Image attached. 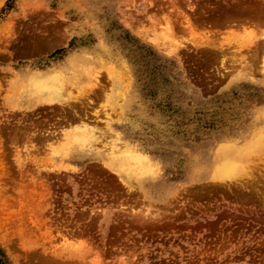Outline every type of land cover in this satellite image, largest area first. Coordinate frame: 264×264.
<instances>
[{
    "label": "rangeland",
    "instance_id": "rangeland-1",
    "mask_svg": "<svg viewBox=\"0 0 264 264\" xmlns=\"http://www.w3.org/2000/svg\"><path fill=\"white\" fill-rule=\"evenodd\" d=\"M0 264H264V0H0Z\"/></svg>",
    "mask_w": 264,
    "mask_h": 264
},
{
    "label": "bare ground",
    "instance_id": "bare-ground-1",
    "mask_svg": "<svg viewBox=\"0 0 264 264\" xmlns=\"http://www.w3.org/2000/svg\"><path fill=\"white\" fill-rule=\"evenodd\" d=\"M245 66V65H244ZM243 69V68H242ZM52 76V75H51ZM48 77V76H47ZM35 78V77H34ZM39 78V77H38ZM41 78H45L44 76L43 77H41ZM31 84V83H30ZM34 85H36V83H33ZM32 87V86H31ZM35 87V86H34ZM51 87V86H50ZM49 87V88H50ZM35 90H36V88H35ZM40 94V93H39ZM41 96V97H40ZM40 98L39 97H37V95L36 96H33V95H30L29 97H26L25 98V101H26V103H28L29 105H36L37 103H43V102H53L52 100H55V99H57V93H56V91L54 92V90H53V92L51 93V92H44L43 94H40ZM55 105V104H54ZM83 121V120H82ZM85 121V120H84ZM89 123V122H88ZM88 125V124H87ZM90 125H91V123H90ZM99 126V125H98ZM81 131V135H78V132H77V134L76 135H73V138L76 140L75 142H77V143H79V142H84V140L85 139H87V136L88 137H92L93 135H92V131H90V130H88V128H86V127H83L82 128V130H80ZM68 133V132H67ZM94 134V133H93ZM65 136L67 135V134H64ZM67 137V136H66ZM68 139V138H67ZM81 139H82V141H81ZM103 140V139H102ZM101 141V140H100ZM231 147V146H230ZM225 148V147H224ZM220 152H218V154H219ZM118 153H117V157H118ZM239 155V154H238ZM114 156V155H113ZM119 156H121V155H119ZM212 156V155H211ZM116 156H114V159H116L115 158ZM120 158V157H119ZM220 158V157H219ZM237 158V157H236ZM231 159V158H230ZM127 160V159H126ZM108 161V160H107ZM113 161V160H112ZM234 161V160H233ZM222 162V161H221ZM229 162H232L231 160L229 161V160H227L226 161V163H229ZM114 163V162H113ZM220 163V162H219ZM235 163V162H234ZM106 164L108 165V166H110V167H112V168H116L115 170L117 171V172H121V173H123V168L121 167L122 166V164H120V163H114L115 165H111V162H106ZM230 164H224V166L223 165H221V166H219L218 168H216L217 169V171L215 172V173H210V175H207L208 177H210V178H223V177H225V176H228L229 175V173H230V170H231V168L232 167H230L229 166ZM212 166V165H211ZM213 169V168H212ZM211 171V170H210ZM209 171V172H210ZM123 178V177H122Z\"/></svg>",
    "mask_w": 264,
    "mask_h": 264
}]
</instances>
